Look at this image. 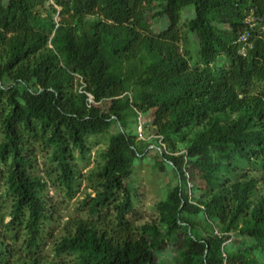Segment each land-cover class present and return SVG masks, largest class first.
Returning <instances> with one entry per match:
<instances>
[{
    "label": "trees",
    "instance_id": "1",
    "mask_svg": "<svg viewBox=\"0 0 264 264\" xmlns=\"http://www.w3.org/2000/svg\"><path fill=\"white\" fill-rule=\"evenodd\" d=\"M151 150L175 182L140 220ZM82 178L59 223L48 189ZM163 262L264 264V0H0V264Z\"/></svg>",
    "mask_w": 264,
    "mask_h": 264
},
{
    "label": "rangeland",
    "instance_id": "2",
    "mask_svg": "<svg viewBox=\"0 0 264 264\" xmlns=\"http://www.w3.org/2000/svg\"><path fill=\"white\" fill-rule=\"evenodd\" d=\"M183 11V10H182ZM190 15L189 11L182 12V18H187ZM55 19H59V16L55 15ZM161 21L157 22V24H153V28L158 30L163 24H160ZM81 81V78H79ZM81 88V87H80ZM87 93V101L89 102ZM133 129L137 133L138 138L146 139L151 137L153 134L151 130H149L147 117L139 115L136 119V124L133 126ZM115 131V126L112 124L106 125V130L100 135H95L91 137V141H97L91 150L89 160H82L78 164V168L81 173H85L87 169H89L93 163L92 159L96 155L97 150L104 148L107 143L108 137L110 133ZM152 150L148 157L141 158L135 162L133 165V173H132V183L137 188L140 196V203L137 205L138 212L136 213V217L138 219H151L155 216L156 211L154 208V204L159 199H162L169 187H171L175 182V177L170 169L166 168L164 172L156 171L152 168ZM39 168H43L42 159L39 157ZM88 182L86 179L82 178L76 188L74 189V193L72 196H67L65 193L59 190H55L53 187H50L47 193L51 196V202H55L59 204L60 207V218L59 223H63L65 219L70 216L80 215L81 204L80 201L85 197V192L90 191V188L87 186ZM58 224L50 223L47 231L44 233V237L42 239V244L40 248V252L48 257L55 258L60 260H66L70 262L72 256H68L64 253H57L53 249V242L56 241L58 237ZM50 231V233H49ZM162 264H165L164 262Z\"/></svg>",
    "mask_w": 264,
    "mask_h": 264
},
{
    "label": "built area",
    "instance_id": "3",
    "mask_svg": "<svg viewBox=\"0 0 264 264\" xmlns=\"http://www.w3.org/2000/svg\"><path fill=\"white\" fill-rule=\"evenodd\" d=\"M88 100H89V102L92 101V99H91V95H90V94H88Z\"/></svg>",
    "mask_w": 264,
    "mask_h": 264
}]
</instances>
